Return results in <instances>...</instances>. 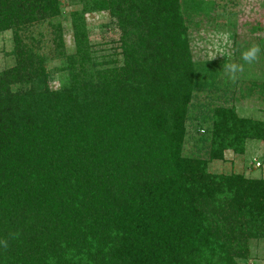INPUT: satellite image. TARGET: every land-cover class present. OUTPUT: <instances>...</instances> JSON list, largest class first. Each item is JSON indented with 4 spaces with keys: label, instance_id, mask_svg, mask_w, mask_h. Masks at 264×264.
Listing matches in <instances>:
<instances>
[{
    "label": "trees",
    "instance_id": "1",
    "mask_svg": "<svg viewBox=\"0 0 264 264\" xmlns=\"http://www.w3.org/2000/svg\"><path fill=\"white\" fill-rule=\"evenodd\" d=\"M60 1L0 0V31L17 37ZM84 1L119 31L109 63L94 66L74 12L65 83L52 88L27 46L0 72V264H238L264 236V178L208 163L241 153L263 123L205 108L207 157L183 155L189 105L215 84L191 57L180 0Z\"/></svg>",
    "mask_w": 264,
    "mask_h": 264
},
{
    "label": "rangeland",
    "instance_id": "2",
    "mask_svg": "<svg viewBox=\"0 0 264 264\" xmlns=\"http://www.w3.org/2000/svg\"><path fill=\"white\" fill-rule=\"evenodd\" d=\"M60 12L24 26L15 37L12 30L0 31V72L16 65L17 50L27 46L44 59L49 84L58 88L67 80V67L75 60L76 50L73 13H79L86 26L92 61L96 68L119 54V31L103 11L88 8L84 0H61ZM188 15L187 37L191 57L213 71V91H202L189 105V119L185 122L182 154L207 157L200 149L201 137L209 138L212 121H202V111L219 103L232 105L239 117L261 121L264 129V0H180ZM17 38V42H15ZM258 46L257 59L247 63L242 53ZM121 59V55H118ZM241 66L233 75L228 68ZM111 64L105 65L110 66ZM104 66V67H105ZM87 68H91L90 65ZM262 86V87H261ZM261 88V90L259 89ZM222 96V99L216 98ZM208 170L217 174H241L246 179L264 178V130L261 138L246 139L244 150L223 152L222 159H211ZM238 264H264V236L250 238L246 254Z\"/></svg>",
    "mask_w": 264,
    "mask_h": 264
},
{
    "label": "clouds",
    "instance_id": "3",
    "mask_svg": "<svg viewBox=\"0 0 264 264\" xmlns=\"http://www.w3.org/2000/svg\"><path fill=\"white\" fill-rule=\"evenodd\" d=\"M259 51H260V49H259L258 46H252V47L246 49L242 53V59L245 62H247V63H251V62H253V61H255L257 59V56H258ZM240 68H241L240 65H238V64H232V65L229 66L228 71L234 77L235 74L240 71Z\"/></svg>",
    "mask_w": 264,
    "mask_h": 264
}]
</instances>
